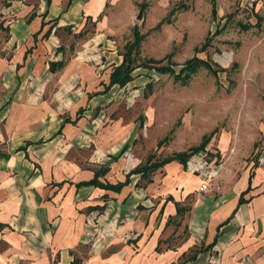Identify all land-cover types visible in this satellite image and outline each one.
Listing matches in <instances>:
<instances>
[{"label":"crops","instance_id":"obj_1","mask_svg":"<svg viewBox=\"0 0 264 264\" xmlns=\"http://www.w3.org/2000/svg\"><path fill=\"white\" fill-rule=\"evenodd\" d=\"M105 4L0 8V264H264V150L254 166L208 165L204 191L201 171L176 160L144 187L133 173L117 192L77 185L100 166L115 183L138 165L139 123L119 104L146 79L133 69L107 86L122 55L97 19Z\"/></svg>","mask_w":264,"mask_h":264},{"label":"rangeland","instance_id":"obj_2","mask_svg":"<svg viewBox=\"0 0 264 264\" xmlns=\"http://www.w3.org/2000/svg\"><path fill=\"white\" fill-rule=\"evenodd\" d=\"M5 1L0 0V8ZM105 3L99 20L120 53L133 41L134 26L140 34L138 48L129 58L146 82L131 103L122 100L119 104L123 112H133L139 123L131 146L138 165H144L150 155L159 160L195 146L213 131L196 155L200 159L187 160L191 162L188 170L201 171L204 176L208 165L242 167L252 162L254 166L264 150V0ZM139 10L140 18L136 19ZM93 26L87 21L83 33L92 32ZM192 56L206 59L215 73L199 68L185 83L174 80V72ZM160 66L174 72H160ZM91 147L77 148L70 156L87 157ZM158 170L148 174L150 179ZM203 176L206 184L208 177ZM136 184L144 187L146 182L138 179Z\"/></svg>","mask_w":264,"mask_h":264},{"label":"trees","instance_id":"obj_3","mask_svg":"<svg viewBox=\"0 0 264 264\" xmlns=\"http://www.w3.org/2000/svg\"><path fill=\"white\" fill-rule=\"evenodd\" d=\"M213 13V3H212V10ZM170 13V12H169ZM101 13L98 14L97 19L100 17ZM161 22V20H160ZM166 23H168V20H165ZM80 32L76 33L75 35H79ZM140 39V34L138 33L136 27H133V41L127 46V49L124 53H121L122 55V61L115 67L112 68L110 74H109V82L108 85L117 84L119 86L124 85L131 79V72L134 68V66L131 65V59L129 58L130 53L133 50V53L136 52L138 48V41ZM204 43L200 46V48L204 47ZM156 62L155 60H153ZM59 64H61L59 62ZM49 68H52V63H49ZM199 68H205L206 70L215 73V70H213L210 66V63L203 58H199L197 56H192L188 59H186L179 67V69L174 72L173 70L165 67H157V70L160 72L170 70L172 73L174 72L173 79L179 80L181 83H185L191 74L195 73L197 69ZM213 134V131H211L207 136H203L201 138V141L195 145L187 148L183 151L173 152L169 156H166L159 160H152V155H150L145 162L144 165H138L132 170H130L124 177L123 181H117L115 183H110L107 181H101L100 178L103 177L105 172L107 171L106 166H100L98 169L93 171V176L91 179L87 181L79 182L77 185H91L94 187H98L100 189L104 190H111V191H119L122 186L126 185L129 181V175L130 174H139V179H143L145 182L150 181V177L148 174L155 171V169L163 166L165 163H168L172 160L178 161L182 167H184L187 159L194 153H196L199 150H202L206 143L209 141L211 135ZM164 139V138H163ZM163 139L159 140L157 142V146L161 144Z\"/></svg>","mask_w":264,"mask_h":264},{"label":"built area","instance_id":"obj_4","mask_svg":"<svg viewBox=\"0 0 264 264\" xmlns=\"http://www.w3.org/2000/svg\"><path fill=\"white\" fill-rule=\"evenodd\" d=\"M199 189L200 190H206V184L205 183H201L200 186H199Z\"/></svg>","mask_w":264,"mask_h":264},{"label":"water","instance_id":"obj_5","mask_svg":"<svg viewBox=\"0 0 264 264\" xmlns=\"http://www.w3.org/2000/svg\"><path fill=\"white\" fill-rule=\"evenodd\" d=\"M140 13H141V11L139 10L138 13H137V15H136V19H139L140 18Z\"/></svg>","mask_w":264,"mask_h":264}]
</instances>
